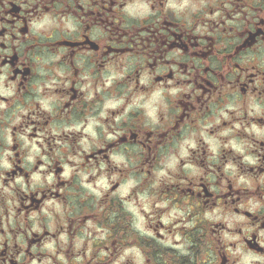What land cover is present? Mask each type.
Masks as SVG:
<instances>
[{
	"label": "clouds",
	"instance_id": "9594fccd",
	"mask_svg": "<svg viewBox=\"0 0 264 264\" xmlns=\"http://www.w3.org/2000/svg\"><path fill=\"white\" fill-rule=\"evenodd\" d=\"M0 264H264V0H0Z\"/></svg>",
	"mask_w": 264,
	"mask_h": 264
}]
</instances>
